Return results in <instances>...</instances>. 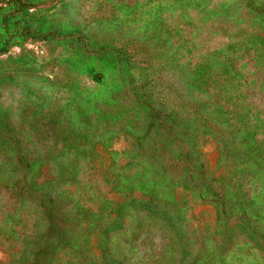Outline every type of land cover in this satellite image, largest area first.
<instances>
[{"label": "rangeland", "instance_id": "obj_1", "mask_svg": "<svg viewBox=\"0 0 264 264\" xmlns=\"http://www.w3.org/2000/svg\"><path fill=\"white\" fill-rule=\"evenodd\" d=\"M0 264H264V0H0Z\"/></svg>", "mask_w": 264, "mask_h": 264}]
</instances>
